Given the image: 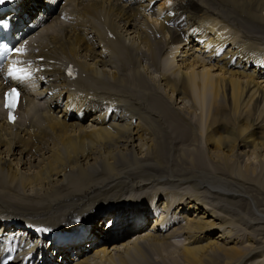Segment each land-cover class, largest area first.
<instances>
[{
    "label": "bare ground",
    "instance_id": "obj_1",
    "mask_svg": "<svg viewBox=\"0 0 264 264\" xmlns=\"http://www.w3.org/2000/svg\"><path fill=\"white\" fill-rule=\"evenodd\" d=\"M129 2L18 4L56 69L24 90L13 124L0 99V230L11 233L0 241L18 249L9 264H264V0ZM104 100L117 104L108 120ZM24 221L91 228L52 246Z\"/></svg>",
    "mask_w": 264,
    "mask_h": 264
},
{
    "label": "snow or ice",
    "instance_id": "obj_2",
    "mask_svg": "<svg viewBox=\"0 0 264 264\" xmlns=\"http://www.w3.org/2000/svg\"><path fill=\"white\" fill-rule=\"evenodd\" d=\"M5 2H7V0H0V4H4ZM16 95H17L16 90L13 89L12 94H9L8 96H6V104H5V106L7 108L12 109V108L15 107V105H16V98H15Z\"/></svg>",
    "mask_w": 264,
    "mask_h": 264
},
{
    "label": "rangeland",
    "instance_id": "obj_3",
    "mask_svg": "<svg viewBox=\"0 0 264 264\" xmlns=\"http://www.w3.org/2000/svg\"><path fill=\"white\" fill-rule=\"evenodd\" d=\"M178 63H179V61H178ZM165 65V64H164ZM164 68H166L167 69V66L166 67H164ZM253 138L254 139H257V137L256 136H253ZM199 140L201 141V137H199ZM136 144H138V143H136ZM240 150V149H239ZM264 151V150H263ZM250 160L251 161H253V159L252 158H250ZM30 191H32V190H29L28 192H30ZM216 232H218V230H215L214 231V233H213V236H215V234H216ZM243 235H247V232H244V234ZM121 239V238H120ZM180 241H184V238L183 237H181V238H178ZM85 244H83V246H84ZM179 246H181V244L179 245ZM86 248H89L88 246L86 247ZM90 250V249H89ZM85 252H88L87 250H84ZM173 252H175L174 250H173ZM82 254H84V253H82Z\"/></svg>",
    "mask_w": 264,
    "mask_h": 264
}]
</instances>
